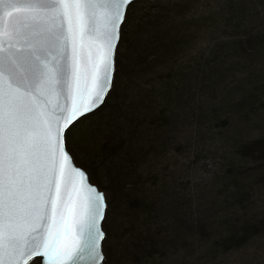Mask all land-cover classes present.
<instances>
[{
	"label": "trees",
	"instance_id": "trees-1",
	"mask_svg": "<svg viewBox=\"0 0 264 264\" xmlns=\"http://www.w3.org/2000/svg\"><path fill=\"white\" fill-rule=\"evenodd\" d=\"M136 1L144 4L131 9ZM263 13L264 0H133L130 4L118 42L113 88L103 104L79 118H88L87 131L74 138L66 130L74 162L89 174L85 164L94 168L111 185L112 197H106L107 215L102 221L114 242L108 264H140L141 256L164 260L177 249L184 251L196 236L198 219L202 217L206 225L211 212L220 209L222 216L235 207L245 210L242 202L250 182L262 184L264 136L235 148L239 163L223 172L230 186L226 205L198 198L189 185L178 182L170 156L181 146L177 137L191 134L198 88L207 90L216 102L209 113L213 119L222 109L245 124L249 114L257 112L254 104L264 97V88L249 76L229 82L228 78L242 69V60L256 63L264 58ZM229 83L241 86V91L245 88V95L231 99ZM261 105L264 111V99ZM245 108L250 112H240ZM206 115L199 112L196 119ZM227 120L221 124L227 126ZM170 149L172 154L166 155ZM211 189L215 190V183ZM251 218L233 224L235 218L222 216L223 236L209 246L228 250L245 243L258 233Z\"/></svg>",
	"mask_w": 264,
	"mask_h": 264
},
{
	"label": "snow or ice",
	"instance_id": "snow-or-ice-1",
	"mask_svg": "<svg viewBox=\"0 0 264 264\" xmlns=\"http://www.w3.org/2000/svg\"><path fill=\"white\" fill-rule=\"evenodd\" d=\"M132 0H0V264H100L105 193L67 146L104 103Z\"/></svg>",
	"mask_w": 264,
	"mask_h": 264
},
{
	"label": "rangeland",
	"instance_id": "rangeland-1",
	"mask_svg": "<svg viewBox=\"0 0 264 264\" xmlns=\"http://www.w3.org/2000/svg\"><path fill=\"white\" fill-rule=\"evenodd\" d=\"M143 4L144 2L140 3V1L133 2L131 9H136ZM262 24L260 21L258 28ZM208 58L212 59L211 57ZM241 67L240 71L234 72L231 75L232 78H228V82L249 76V79L254 84H259L264 88V58L260 62L256 61V63L242 60ZM240 88L241 86H237V84L233 85L229 83L228 89L232 91L229 97L237 100L240 98L239 95H245V88H242V91ZM235 90L237 91L235 92ZM225 92L226 90H223L222 94ZM206 93L207 90H202L201 88L195 91L193 104L196 107V111L191 134H184V138H181V136L177 137L178 144H181L180 148H177L174 154H172L173 151L170 149L166 155L172 154L169 156L174 161L173 170H175L178 182L189 185L192 192L198 198H204L207 201L216 203L221 202L222 205H226L225 201L227 199L225 195H227L226 191L229 186L226 183L229 181L223 180V172L228 169L227 166L231 168L232 165L238 162L234 158V150L240 143L264 136V111L259 109L262 106L264 97H261L258 104H254V107L258 106L259 108L256 110V113L249 114L250 119L244 124L237 121L233 113L228 112V110L226 112L221 111L222 109L218 110L216 119L209 116L210 110L216 102L207 96ZM243 111H246V113L250 112L248 108L240 110V112ZM199 112H204V114L208 115L199 121V119H196V115ZM225 117L229 119L226 121L228 123L227 126L221 124L222 119H225ZM88 124V118L78 119L67 129V133L71 137H78L80 132L83 134L87 131L86 127L88 128ZM232 159L236 160V162L232 161ZM226 161L231 163L225 164ZM85 163H88V161L85 160ZM85 165L90 172V174L87 172L88 176H92H89L90 180L99 185L106 197L111 198V185L98 176L94 168L88 167L87 164ZM214 183L215 190L211 189ZM261 183L263 185H254L250 182L247 189V198H244V202H242L246 205L245 210L235 207L230 212L222 215L223 217L235 218L233 219L235 221L231 220L233 224H240L245 222V219H250L254 216L253 220L256 221L255 225L258 226V233L247 239L245 243L228 250L226 248L222 249L220 246L216 248L209 246L212 240L222 237V232L225 230L224 226L219 224V220L222 219V213L220 214L219 209L214 214L213 212L210 213L206 225H203L202 217L198 219L195 228L197 231L196 236L189 239L190 247L188 246L184 251L177 249L175 255L164 260L158 256L150 259H144L141 256L139 260L140 264H153V262H155L154 264H264V180ZM218 189H221L223 194L217 195L221 191ZM228 199L230 200L231 198ZM217 207L220 206L216 205ZM197 216L195 215V218ZM105 225L106 237L104 244L106 253L101 264L109 263L111 249H113L111 245L114 243L112 234L109 232L110 229L107 227V222ZM207 236L210 240L205 239ZM201 240H203V243ZM129 263L127 262L126 264ZM28 264H39V258L32 259Z\"/></svg>",
	"mask_w": 264,
	"mask_h": 264
},
{
	"label": "water",
	"instance_id": "water-1",
	"mask_svg": "<svg viewBox=\"0 0 264 264\" xmlns=\"http://www.w3.org/2000/svg\"><path fill=\"white\" fill-rule=\"evenodd\" d=\"M133 1V0H132ZM100 106V105H99ZM99 106H97V107H99ZM95 109H97V108H95ZM95 109H92L90 112H92L93 110H95ZM90 112H88V113H90ZM85 114H87V113H84L83 115H85ZM73 163H74V161H73ZM75 164V163H74ZM76 166H78V167H81L80 165H77V164H75ZM81 168H83V167H81ZM84 169V168H83ZM85 170V169H84ZM85 172H86V170H85ZM87 173V172H86ZM87 179H88V182L89 183H91V184H94V185H96L95 183H93V182H91L90 180H89V177H88V174H87ZM97 186V185H96ZM98 187V186H97ZM98 189L100 190V191H102V192H104L103 190H101L99 187H98ZM102 223V222H101ZM103 241V240H102ZM101 246H102V242H101ZM103 251V250H102ZM104 253V252H103ZM35 257H38L39 258V264H48V262H47V258L46 257H44L42 254H38L37 256H34V257H32V258H35ZM31 258V259H32ZM30 259V260H31ZM103 261V260H102ZM102 261L100 262V264L102 263Z\"/></svg>",
	"mask_w": 264,
	"mask_h": 264
},
{
	"label": "bare ground",
	"instance_id": "bare-ground-1",
	"mask_svg": "<svg viewBox=\"0 0 264 264\" xmlns=\"http://www.w3.org/2000/svg\"><path fill=\"white\" fill-rule=\"evenodd\" d=\"M97 108H98V107H97ZM74 122H75V121H74ZM74 122H73V123H74ZM70 126H71V125H70ZM70 126H69V127H70Z\"/></svg>",
	"mask_w": 264,
	"mask_h": 264
}]
</instances>
